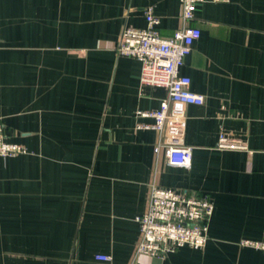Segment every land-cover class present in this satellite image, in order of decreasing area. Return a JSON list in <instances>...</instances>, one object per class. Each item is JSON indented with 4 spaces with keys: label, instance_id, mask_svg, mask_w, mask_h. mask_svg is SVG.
<instances>
[{
    "label": "crops",
    "instance_id": "crops-1",
    "mask_svg": "<svg viewBox=\"0 0 264 264\" xmlns=\"http://www.w3.org/2000/svg\"><path fill=\"white\" fill-rule=\"evenodd\" d=\"M146 8L163 37L183 25L180 0H0V125L26 150L0 158V264H264L239 246L264 242V0L196 7L180 69L204 97L186 108L188 170L136 129L167 97L116 51ZM221 133L246 150L218 149ZM152 185L211 201L204 248L136 256Z\"/></svg>",
    "mask_w": 264,
    "mask_h": 264
},
{
    "label": "built area",
    "instance_id": "built-area-1",
    "mask_svg": "<svg viewBox=\"0 0 264 264\" xmlns=\"http://www.w3.org/2000/svg\"><path fill=\"white\" fill-rule=\"evenodd\" d=\"M229 0H180L183 25L171 36L158 31L159 19L153 8L144 11V28H125L117 46V54L140 63V86L163 88L167 97L158 109L137 112L138 117L151 118L152 123H140L137 130H152L158 135L155 155L162 154L171 167L188 170L192 149L184 144L187 123L186 108L201 106L204 97L190 90L191 80L180 73L193 44L200 38L199 29L192 27L196 7L206 2L227 3ZM217 148L246 150L240 141L219 134ZM23 146L8 142L0 125V158L25 154ZM213 214L211 201L197 193L152 185L147 209L135 217L139 228L137 255L165 258L179 248L202 249L208 241L209 222ZM239 246L264 253V242L243 239ZM96 261L110 264L111 256L98 255Z\"/></svg>",
    "mask_w": 264,
    "mask_h": 264
}]
</instances>
